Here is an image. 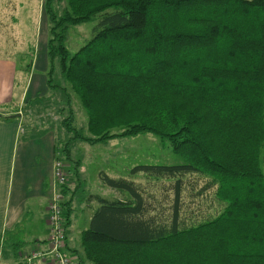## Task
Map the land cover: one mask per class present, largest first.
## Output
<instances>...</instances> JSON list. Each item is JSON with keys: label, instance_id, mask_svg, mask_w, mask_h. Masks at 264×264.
Returning <instances> with one entry per match:
<instances>
[{"label": "trees", "instance_id": "trees-1", "mask_svg": "<svg viewBox=\"0 0 264 264\" xmlns=\"http://www.w3.org/2000/svg\"><path fill=\"white\" fill-rule=\"evenodd\" d=\"M55 1L44 5L49 57L59 59L62 79L88 117L87 130L76 127L71 96L54 86L65 101L57 116L67 145L151 134L185 161L130 172L175 180L173 206L161 219L134 181L103 172L101 180L129 198L94 196L100 207L81 233L85 261L264 264V0H64L62 16ZM95 20L92 39L70 56L68 28ZM69 155L67 148L61 154L67 164ZM79 159L76 177L85 167ZM188 174L218 184L226 204L218 218L186 223L181 191Z\"/></svg>", "mask_w": 264, "mask_h": 264}, {"label": "rangeland", "instance_id": "rangeland-1", "mask_svg": "<svg viewBox=\"0 0 264 264\" xmlns=\"http://www.w3.org/2000/svg\"><path fill=\"white\" fill-rule=\"evenodd\" d=\"M56 1L55 9L62 16L67 4L64 0ZM45 2L46 0H0L2 15L0 22H6L4 15L9 17L8 32H6L4 40L6 50L2 49L0 42V56L2 53H5L15 59L19 71L18 75L23 81L20 82V88L25 85L24 87L26 89L28 87L27 90H29L26 103L24 104L23 99L19 98L21 95L19 96V89H17L15 98L10 103L0 106V118L6 119L5 117H8L12 120L22 118L24 123L41 120H49L50 122H55V120L60 121L62 118L59 119V117L54 115L55 111H53V108H50V113L47 115L49 108L46 105L51 106L54 102L50 95L59 90V88H55L54 86L60 84L61 87L67 89V94L69 91L74 95L71 87L62 79L59 59L49 57V45H52L50 41L53 40V37L51 35L52 26L45 12ZM97 23L98 20H95L87 24L68 28L64 46L71 53L70 56L77 53L92 39L93 29ZM1 29L2 26L0 27V31ZM52 43L54 46L58 44L53 41ZM181 82L184 86V81ZM61 92L59 90L55 94L58 101L63 100ZM46 100H50L51 102H46ZM72 104L76 127L79 126L87 130L88 117L75 95ZM36 106L43 107L42 112L35 113ZM57 110L59 113L62 109L59 108ZM55 114L57 115V113ZM67 116L63 115L66 119ZM38 131L32 129L28 133L36 135L41 130ZM119 132L115 131L113 134ZM73 136L74 138L77 137L76 134H73ZM65 145L66 141L61 140V147ZM77 147L79 148L74 150L77 157H74L71 163L67 164L66 160H62L61 156H58L53 166L54 183L50 200L55 193H58L62 202L66 203L69 201L68 207L73 209L72 214L70 213L69 216L68 226H66L64 210L62 214V226L66 231V249L68 247L69 228L72 227L73 234L79 236L80 233L78 231L83 232L89 227V221H91L93 213L100 207L99 202L94 196H100L109 201H125L129 198L127 194L120 193L106 185L101 180L103 172L113 179L126 178L134 181L141 188L140 190H142L144 198L152 208L151 215L160 219L164 217L163 213L168 216L170 208L173 206V185L175 180L156 179L143 174L131 176L130 174L131 170L139 165H184L185 161L179 155L173 153L171 145L168 142L161 141L151 134H145L135 138H113V140L108 141L106 144L96 146H85L79 143ZM81 157L83 158V165L85 167L81 171L82 177L80 175L76 177L75 172L77 171H75V167L78 166L79 158ZM58 163L62 165L65 176V182L62 185L58 183L59 180L55 175V168ZM262 167L264 168V165ZM212 180V178L197 174H188L182 177L181 211L182 217L186 218L187 224H198L205 218L216 219L226 209V204L217 196L218 184L213 187L210 186ZM65 191L67 192L66 195L64 194ZM48 249L49 242L46 249L35 251H46ZM21 255L27 256L24 253ZM69 256L72 264L86 263L84 257H81L79 254H69ZM43 261L46 260H38L37 262ZM87 264L92 263L87 261Z\"/></svg>", "mask_w": 264, "mask_h": 264}, {"label": "crops", "instance_id": "crops-1", "mask_svg": "<svg viewBox=\"0 0 264 264\" xmlns=\"http://www.w3.org/2000/svg\"><path fill=\"white\" fill-rule=\"evenodd\" d=\"M0 22V42L6 50L5 37L8 25ZM0 17L1 9H0ZM3 50V52H5ZM18 66L14 58L2 53L0 56V106L10 103L15 98L17 89L24 104L27 100L28 87L20 88L23 82L18 75ZM56 93L59 90L55 91ZM56 93L50 96L54 100L46 105L54 115L59 108H64V97L58 101ZM73 103L74 95L68 91ZM63 106V107H61ZM37 110H43L36 106ZM57 116V117H58ZM6 118V117H5ZM59 120L34 121L7 120L0 118V264H21V254L46 249L50 235L48 233V205L53 191V166L64 149H68L73 160L77 155L74 150L79 143L68 144L67 137L61 136ZM39 122V123H38ZM41 130L36 135L31 130ZM54 134V135H53ZM61 136V137H60ZM61 140L66 141V148L61 147ZM87 146L85 143H82ZM69 147V148H68ZM83 171V169H82ZM69 228L66 254L83 257L80 235L73 234ZM78 253V254H77ZM36 264H52L50 260ZM87 264V262L85 263Z\"/></svg>", "mask_w": 264, "mask_h": 264}, {"label": "built area", "instance_id": "built-area-1", "mask_svg": "<svg viewBox=\"0 0 264 264\" xmlns=\"http://www.w3.org/2000/svg\"><path fill=\"white\" fill-rule=\"evenodd\" d=\"M55 175L62 185L65 176L62 165L58 163L55 168ZM63 202L58 193L53 195L48 205V230H49V249L46 251H32L27 256H22L21 264H36L38 260H50L52 264H72L70 256L65 253L66 231L62 226Z\"/></svg>", "mask_w": 264, "mask_h": 264}]
</instances>
